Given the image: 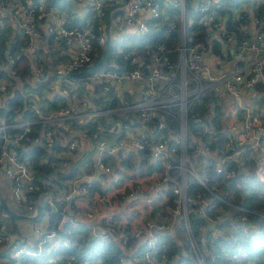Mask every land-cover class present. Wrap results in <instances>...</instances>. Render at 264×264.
Wrapping results in <instances>:
<instances>
[{
	"label": "built area",
	"instance_id": "2783aa9c",
	"mask_svg": "<svg viewBox=\"0 0 264 264\" xmlns=\"http://www.w3.org/2000/svg\"><path fill=\"white\" fill-rule=\"evenodd\" d=\"M79 1L85 5L77 14L73 8ZM216 1H196L194 20L205 28V36L194 39L188 29L194 20L184 0H70L75 17L84 19L81 26L67 25L64 10L47 0H0V33L12 26L20 39L18 51H5L0 65L6 74L0 77V165H5L13 204L8 209L19 214L13 222L8 214L0 215V264H40L29 260L34 256L41 257V264H101L107 242L115 247L118 264H170L160 237L173 234L177 226L194 264H207L206 245L212 255L218 245L226 251L222 245L230 235L223 224L259 232L248 228L249 222L220 221L229 213L242 222L248 210L236 204L232 189L208 185L206 171L228 177L231 162L236 174L264 179V11L258 12L253 0H239L231 16L251 24L253 32L236 38L232 24L228 26L231 19L210 8ZM152 25L166 26L165 38L170 30L174 35L168 45L156 42L145 49L144 60L129 47L128 38L146 35ZM213 37L219 39L217 53L211 49ZM18 55L30 61L29 74L21 80L27 97L19 111L13 108L4 117L11 108ZM55 56L61 61L53 62ZM107 56L110 64L120 59L129 67L98 68ZM72 69L78 73L69 75ZM89 88L94 109L84 96ZM55 94L65 102L40 107L39 97ZM89 122L97 130L82 127ZM82 138L91 139L93 152L77 159ZM37 143L51 148L44 158L50 159L51 171L39 180L31 155L25 153ZM131 162L146 167L144 172H135ZM92 167L98 170L96 180L88 172ZM191 179L208 196L201 191L187 196ZM93 181L98 186L90 190ZM136 195L142 205L133 201L132 213H115ZM39 203L48 209L35 217ZM137 209L144 215H135ZM103 211L108 214L100 219ZM49 212L59 214L56 224L50 223ZM190 215L201 221L193 226ZM16 221L26 233H16ZM64 222L81 226L85 234L78 232L72 240L61 235ZM81 242L86 244L83 253L77 250ZM72 245L76 250L71 252ZM246 264H264V252Z\"/></svg>",
	"mask_w": 264,
	"mask_h": 264
},
{
	"label": "trees",
	"instance_id": "16d2710c",
	"mask_svg": "<svg viewBox=\"0 0 264 264\" xmlns=\"http://www.w3.org/2000/svg\"><path fill=\"white\" fill-rule=\"evenodd\" d=\"M34 1V0H31ZM257 4L258 12L264 11V0H253ZM52 5L57 6L58 8L64 10L67 16V25H83L84 19H79L75 17V13L72 11V5L70 0H47ZM240 4L239 0H217L212 4L210 8H213V10L220 14L227 16L228 26L230 27V23L232 24L231 28L235 31V37L239 38L243 32L238 28L239 21L236 19L235 16L232 15L233 8H237ZM184 8L187 9V12L192 17V20H194L196 13L194 12V8H196V3L194 0H184ZM257 13V11H256ZM89 17L92 18L93 21H95L93 12H89ZM231 17V18H230ZM166 29V26L160 25V26H151V31L147 33L144 36H130L128 38V41L132 40L130 48L133 49V52L136 55H140L145 60V49L151 48L156 42H160L164 45L170 44L173 33L172 30H170V35L165 38L164 31ZM190 30V36L194 39H204L205 36V28L201 25H199L195 20L191 22L189 28ZM8 38V34L1 32L0 33V65H2L5 62V53L6 52H17L18 46L20 43V39L18 35H14L13 40ZM116 42V41H115ZM115 42H112L111 45H109L110 49H112L115 45ZM120 44L125 46V41H119ZM50 46L49 40L46 42ZM134 44V45H133ZM218 44V38L213 37L211 39V49L213 52L217 53L218 50L216 49V46ZM6 51V52H5ZM49 56L52 57L53 51L49 50L48 52ZM62 57V56H61ZM61 61L59 57H54L53 62ZM52 63L49 62V64ZM115 64H118L120 66L129 67V65L120 59H116L114 64H110V58L102 57L100 63H98V68H113ZM29 66L30 61L28 58L22 55H18L16 58V65H15V74L17 77L20 78V80H24L28 74H29ZM47 66V65H46ZM49 67V66H47ZM78 69H72L69 72V75L74 74L76 75L78 72ZM6 74L4 73L3 69L0 67V77H5ZM51 78V75L49 77ZM35 91L36 95H42V91L40 88L32 89ZM10 97H9V103L11 104V108L6 110V112L3 113L4 117H8L12 114V109L16 108L17 111H19L23 106V99L27 97L26 92L20 88H15L10 90ZM39 105L41 108L48 107V106H54L56 102L64 103L65 97L61 94H55L52 96H44L39 97ZM38 124H35L34 128L38 129ZM87 132L93 131L94 129L97 130L96 123L93 124V122H89L86 125H83ZM11 131V130H10ZM25 153H28L31 155V168L33 169L35 177L39 180L42 178V173H48L51 171V165H50V159L44 160V158L47 157V152L44 149V147L37 143L32 145L31 147H27ZM230 164V165H229ZM226 166L227 170H231L232 173L225 177L221 173H215L213 170H207L206 175L208 176V185H211L212 183H215L220 189L224 190L225 188L229 190H233L235 193V196L237 197L236 204L246 208L248 211H245V216L247 218V221L249 222L248 228H258L259 232H243L240 227H236L233 230H230V226L228 223L223 224L224 228H226L229 232L230 239L229 243H224L225 246V252L220 250L221 245H218V247H215L213 250V255L210 254L211 247L210 245H206L205 255H206V263L207 264H246V261L249 259H252L256 256H261L264 252V179L262 181H259L255 178L254 175H249L248 177L238 175L235 173L232 167V163L230 162ZM226 181V184H223V181ZM40 184V183H39ZM97 183L96 181H93L88 188L90 190L97 189ZM203 190V187L199 185L196 181L191 179L188 182L187 188H186V195L189 197H193L196 193H199L200 191L208 196L207 193H205ZM225 208L227 210H234L231 209V206L225 205ZM48 209V206L45 204L39 203L37 205V211L35 214V217L40 215L43 210ZM213 212V211H211ZM6 213L8 214V218L11 219V222H13L15 218L19 217V214L12 213L8 209L7 202L4 197L0 195V215ZM59 214L56 212H49V220L51 224H56L58 222ZM190 224L193 226L200 222L201 220L199 218L194 217V215H190L189 217ZM16 226V225H15ZM13 229L12 231H14ZM66 230H72L70 233H66ZM61 232V235L68 237L70 240H72V236L78 232H82L85 234V229L81 226L73 227L68 222L63 223L62 229L59 231ZM160 244H162L166 249V255L168 262L170 264H180L182 261H187L188 264H194V261L189 257V255L186 253V243L184 242V239L182 237V232L180 230V226H177L175 228V232L173 234H162L160 237ZM86 244L84 242H81L80 247L77 249L83 253L86 249ZM76 246L72 245L71 248H69V251H75ZM225 253L224 255L220 257L214 256L217 252ZM115 247L112 245L111 242H107L103 245L101 250V264H118L115 259ZM75 254L78 255V253L75 252ZM4 255V254H3ZM80 255V253H79ZM29 260L36 262H41V257L34 256L31 257ZM91 264V263H88Z\"/></svg>",
	"mask_w": 264,
	"mask_h": 264
},
{
	"label": "crops",
	"instance_id": "0c3cea01",
	"mask_svg": "<svg viewBox=\"0 0 264 264\" xmlns=\"http://www.w3.org/2000/svg\"><path fill=\"white\" fill-rule=\"evenodd\" d=\"M197 0H194V2L196 3ZM84 2L83 1H79L78 5L73 8V10L78 14L81 12V9L83 8L84 6ZM239 29L242 31V32H247V33H252L253 32V26L251 24H243L242 21H239ZM10 27V26H9ZM11 29L8 30V38L13 40V37L14 35H18L17 32L14 30V28H12V26L10 27ZM44 34V33H43ZM19 36V35H18ZM45 36H46V33H45ZM10 40V42H11ZM45 41V39H43ZM11 80H12V88L11 89H15V88H20V90L22 89V81L20 80L19 77L17 76H13L11 77ZM94 89V87H92V90ZM90 90V88L88 89V91L86 92V94H84L86 100H87V104H88V107L89 108H92L94 109L95 107V103L94 101L92 100V93L93 91ZM51 96V95H49ZM82 95V97H84ZM53 152V151H52ZM91 152H93V148H92V141L90 138H82V139H79L78 140V147H77V151H76V156H77V159L81 158V157H85V156H91ZM134 153H131L129 156H133L134 157ZM138 159V158H137ZM131 165V168L134 169L135 172H144L145 168L146 167H143L141 166V164L139 163V165L141 166V169L139 167L138 164L136 163H128ZM4 168H5V165L4 164H1L0 165V195L2 197L5 198L6 202H7V205L9 207H11L13 204H12V199L10 197V190H9V184L7 181L4 180V177H3V171H4ZM140 169V170H139ZM89 174L91 175V178L96 180L97 178V174H98V170L97 169H94L92 167L91 170H88ZM137 198H135L134 200H132L130 203H128L125 207L124 205L122 207H120L118 210H115V213L117 215H120V216H124L126 214H129V213H132L134 208L131 206V203L133 201H135L136 203V206H140L142 205V197L139 196V195H136ZM79 207H81L83 204L82 202H80L79 204ZM66 211L70 214L71 210L69 207H66ZM108 212H102L100 215H99V218L102 219L104 218L105 216H107ZM137 214H141V215H144L143 214V210H139L137 209L136 212H135V215ZM76 216V215H75ZM74 216V217H75ZM135 220H133L134 222ZM131 227L133 226V223L130 225ZM26 230L27 228L25 227V225L20 222V221H16V233L18 234H24L26 233Z\"/></svg>",
	"mask_w": 264,
	"mask_h": 264
},
{
	"label": "water",
	"instance_id": "95a60500",
	"mask_svg": "<svg viewBox=\"0 0 264 264\" xmlns=\"http://www.w3.org/2000/svg\"><path fill=\"white\" fill-rule=\"evenodd\" d=\"M220 51H222V43H221V46H220ZM55 145H56V142L54 143V145L52 147H54ZM46 150L49 152L51 150V148H47ZM237 171L238 172H242V169L239 166H237ZM220 221L221 222L228 221V222H231L233 225L242 224L243 226H248V221L247 220H244L242 222H239L238 220L232 219V217H231V215L229 213H227L226 215H224L223 217H221L220 218ZM213 225L214 224L212 222H207V227L212 228ZM10 236L13 237L12 234H10Z\"/></svg>",
	"mask_w": 264,
	"mask_h": 264
},
{
	"label": "rangeland",
	"instance_id": "374dc122",
	"mask_svg": "<svg viewBox=\"0 0 264 264\" xmlns=\"http://www.w3.org/2000/svg\"><path fill=\"white\" fill-rule=\"evenodd\" d=\"M183 237V236H182Z\"/></svg>",
	"mask_w": 264,
	"mask_h": 264
}]
</instances>
